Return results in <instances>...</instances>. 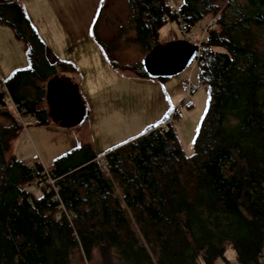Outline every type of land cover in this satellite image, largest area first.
<instances>
[{"label":"trees","instance_id":"16d2710c","mask_svg":"<svg viewBox=\"0 0 264 264\" xmlns=\"http://www.w3.org/2000/svg\"><path fill=\"white\" fill-rule=\"evenodd\" d=\"M128 2L145 56L169 22L194 32L216 19L200 56L209 107L194 153L185 154L166 119L164 129L151 127L102 158L72 165L67 155L51 167L26 161L14 150L21 126L6 108L9 97L39 126L50 124L48 110L42 95L18 98L0 81V119L8 122L0 125V264H232L230 249L235 264H261L264 0H184L179 13L168 0ZM19 10L15 29L33 57L43 45ZM126 69L152 77L144 63ZM63 112L52 107L55 122Z\"/></svg>","mask_w":264,"mask_h":264},{"label":"crops","instance_id":"0c3cea01","mask_svg":"<svg viewBox=\"0 0 264 264\" xmlns=\"http://www.w3.org/2000/svg\"><path fill=\"white\" fill-rule=\"evenodd\" d=\"M119 4L126 7V20L111 19V7ZM19 9L43 45L33 57L30 45L15 29ZM135 37L128 0H0V77L18 98L33 100L42 95L50 124L60 127L46 101L47 83L69 79L79 86L84 106L82 94L89 90L106 93L141 83L146 78L126 69L144 63L147 56L140 46L136 50ZM116 52L124 53L125 59ZM16 73L21 75L15 80Z\"/></svg>","mask_w":264,"mask_h":264},{"label":"rangeland","instance_id":"374dc122","mask_svg":"<svg viewBox=\"0 0 264 264\" xmlns=\"http://www.w3.org/2000/svg\"><path fill=\"white\" fill-rule=\"evenodd\" d=\"M173 1V7L179 8L184 2ZM125 9V5L121 4L115 9L111 7V19L126 20ZM203 27V23L198 25L194 33L201 34ZM181 40L183 34L177 22H169L160 31V45ZM140 47L144 52V47ZM135 48L138 50L139 45L136 44ZM116 55L125 59L124 53L116 52ZM190 72L191 68L164 81L159 78H146L139 84H127L106 93L89 90L82 94L86 115L81 124L60 128L52 124L39 126L36 120L29 122L28 130L21 127L13 143L14 150L18 156L29 162L40 158L47 167L67 155H70V163L76 165L87 161L93 155L102 158L107 152L145 135L151 127L165 125L173 111L177 110L173 126L185 154L191 157L200 125L209 107V93L207 86L199 79L198 67L191 77L197 91L186 97L182 83L189 79ZM6 108L16 117L8 102ZM0 125H8V122L1 118ZM226 257L235 264V255L231 249L227 251ZM217 264L225 262L221 260Z\"/></svg>","mask_w":264,"mask_h":264},{"label":"water","instance_id":"95a60500","mask_svg":"<svg viewBox=\"0 0 264 264\" xmlns=\"http://www.w3.org/2000/svg\"><path fill=\"white\" fill-rule=\"evenodd\" d=\"M197 54V47L181 40L156 46L144 59V67L153 78H172L189 69ZM47 101L51 108L64 109L60 127L68 128L81 124L85 108L81 104L79 90L57 78L49 81Z\"/></svg>","mask_w":264,"mask_h":264},{"label":"built area","instance_id":"2783aa9c","mask_svg":"<svg viewBox=\"0 0 264 264\" xmlns=\"http://www.w3.org/2000/svg\"><path fill=\"white\" fill-rule=\"evenodd\" d=\"M168 4L171 6L172 10L175 13H179V11H180L179 7H173V5H174L173 0H168ZM215 21H216V19H213V21L199 35L195 34L194 32H188L186 27L183 24H181V23L179 24L180 30L183 34V40H185V41H187V42H189L192 45L197 47L196 57L190 66L191 72H190L189 79L184 80L182 83V88H183L184 92L186 93V97H189L190 95H192L194 92L197 91V87L192 82L191 77H192L194 70L202 64L201 60H200V56H201V53L206 50L205 44L207 42V30L214 26ZM0 81L3 82V80L1 78H0ZM2 86H4V83L2 84ZM4 90L7 92V89L5 87H4ZM9 101H10V106L12 107L13 111L16 114V118H17L19 125L22 128H24L25 130H28V123L34 122L35 121L34 117L29 116L27 109L24 106L13 101L10 97H9ZM176 116H177V110H174L173 115L170 116L167 124H169V123L173 124L175 119H176ZM167 124L162 125L161 128L164 129ZM47 172L48 171L45 168L44 173H47ZM50 184L55 187V181L54 180H50ZM55 189H56V191L58 190L56 187H55ZM261 264H264V259L261 262Z\"/></svg>","mask_w":264,"mask_h":264}]
</instances>
